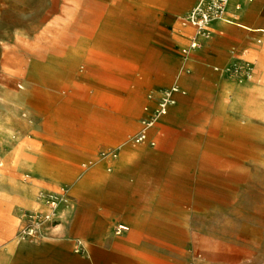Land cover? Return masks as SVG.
Masks as SVG:
<instances>
[{
	"label": "rangeland",
	"instance_id": "374dc122",
	"mask_svg": "<svg viewBox=\"0 0 264 264\" xmlns=\"http://www.w3.org/2000/svg\"><path fill=\"white\" fill-rule=\"evenodd\" d=\"M184 13L175 28L111 26L95 0H0V250L19 241L6 264H34L40 249L79 264H264V72L254 82L222 71L249 86L224 117L221 69L206 77L184 53L194 33ZM179 33L189 42L177 48ZM240 51L246 78L255 61ZM176 86L179 106L136 143ZM122 144L149 149L124 175L114 173ZM22 188L67 200L38 222Z\"/></svg>",
	"mask_w": 264,
	"mask_h": 264
},
{
	"label": "crops",
	"instance_id": "0c3cea01",
	"mask_svg": "<svg viewBox=\"0 0 264 264\" xmlns=\"http://www.w3.org/2000/svg\"><path fill=\"white\" fill-rule=\"evenodd\" d=\"M115 1L118 0H95L96 16H101L102 11H106L105 24L111 26L130 25L153 28H164L167 26L175 28L176 18L184 12L183 16L189 13L192 10L190 7L197 2V0H123L117 3ZM120 11L126 12L125 22L118 21V13ZM103 24L101 23V25ZM143 39H145L144 36ZM173 40L177 48L189 42V38L185 37L182 33L174 36ZM243 48L250 51L252 60L255 61L256 77L254 82H257L264 72V0H230L225 11V21L213 20L210 25L209 39L202 41L198 50L190 52L197 59L194 67L206 77L214 72H219V69H221V72L218 73L214 81V88H219L217 103L219 113L224 117L228 116L229 111L233 109L232 107L235 105L242 91L249 88L247 85L238 86L232 83L227 80L228 76L222 74L224 70H231L244 64L243 58L247 56V53L240 51ZM69 54V61L80 55L78 49L70 50ZM205 78L203 80L204 82H206ZM141 104L142 100H134L130 103V107L136 108L137 105L139 109ZM175 106L171 109L173 110L179 106L177 101ZM167 118L168 116L164 117L157 124L165 121ZM146 147L144 145V147L132 148L127 144L119 146L120 153L117 158L118 161L114 173L117 174L121 170L120 173L124 175L125 173L122 172L123 167L129 161L148 153L149 149ZM40 152L41 150L37 151V153ZM37 168L40 170L43 169L41 162L39 163L37 161ZM112 174L97 176L94 180L95 185L110 181ZM73 179L70 180L73 196H81L85 190V184L84 182L76 183ZM20 192L29 208L37 209L43 213L46 212V205L35 199L33 189L22 188ZM62 213L63 210L61 209L59 215L63 217L64 215ZM133 225L136 228L141 227L138 223H133ZM125 226L129 227L128 225ZM18 242L14 241L12 244L0 250V264H6L8 258L13 254L14 249L18 246ZM22 249L27 254H33L36 251L27 244ZM41 250L38 251L40 253H38L37 261L34 264H79V261L74 256L54 257L42 253Z\"/></svg>",
	"mask_w": 264,
	"mask_h": 264
},
{
	"label": "built area",
	"instance_id": "2783aa9c",
	"mask_svg": "<svg viewBox=\"0 0 264 264\" xmlns=\"http://www.w3.org/2000/svg\"><path fill=\"white\" fill-rule=\"evenodd\" d=\"M229 2L230 0H198L194 8L185 16L180 18L181 24L184 27H190L194 31L189 49L184 51L185 54H190L192 50L200 47L202 41L209 39L211 22L213 20H221L225 17V11ZM174 104L175 99L172 91L164 93L155 115L151 118V120L144 122L141 134L136 138L135 142L138 144L145 142L148 139L150 129L155 127L157 124V120L155 118L167 115L170 107ZM152 144L155 145V143ZM38 198L46 201L53 209H55L59 203V196H50L46 192H41ZM54 217L55 215L51 213L44 216L40 215V217H37L36 220L38 222H51ZM117 230L118 234L129 231L125 225H118Z\"/></svg>",
	"mask_w": 264,
	"mask_h": 264
},
{
	"label": "bare ground",
	"instance_id": "6f19581e",
	"mask_svg": "<svg viewBox=\"0 0 264 264\" xmlns=\"http://www.w3.org/2000/svg\"><path fill=\"white\" fill-rule=\"evenodd\" d=\"M221 20H223V21H225V17H223ZM196 50H198V48L197 49H195V50H192V52H194V51H196ZM229 71V74H230V76H232V77H234L235 79H245V80H248V81H253V80H255V77H256V66H255V64L253 63V69H252V71H253V74H247V76H246V78H242L241 76H242V74L244 73V72H241V70L239 69V67H237V68H234V69H231V70H228ZM180 88L179 87H173V88H171V89H169V91H172V93H173V95L175 96V95H177L180 91ZM168 91V90H167ZM166 91V92H167ZM232 92H233V89H232ZM165 93V92H164ZM163 93V94H164ZM175 104H176V99H175ZM175 104L173 105V106H171L170 107V109L172 108V107H174L175 106ZM170 109H169V111H170ZM169 111H168V113H169ZM168 113H167V115H168ZM167 115H165V116H160V117H156L155 119L157 120V123H158V121H160L161 119H163L164 117H166ZM156 126V125H155ZM149 134V133H148ZM148 137H149V135H148ZM148 141V139L145 141V142H147ZM144 143V142H143ZM50 196H59V203H58V205L55 207V209H53L52 207H50L48 204H47V202L46 201H44V200H40V202H42V203H44L45 205H46V207H47V210H46V214L45 213H43L44 215H48V214H51V213H53L55 216H57V213H58V210H59V207L61 206V204L62 203H65L66 202V200H67V195H63L64 193L61 191V189H59L58 191H56V192H53V193H48ZM43 214H40V215H43ZM127 227V226H126ZM128 228V227H127ZM129 229V228H128Z\"/></svg>",
	"mask_w": 264,
	"mask_h": 264
}]
</instances>
